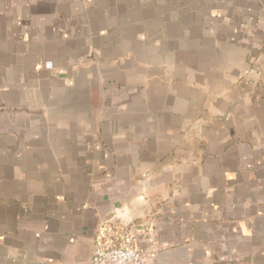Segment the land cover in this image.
<instances>
[{
	"label": "crops",
	"instance_id": "obj_1",
	"mask_svg": "<svg viewBox=\"0 0 264 264\" xmlns=\"http://www.w3.org/2000/svg\"><path fill=\"white\" fill-rule=\"evenodd\" d=\"M104 221L264 264V0H0V264H90Z\"/></svg>",
	"mask_w": 264,
	"mask_h": 264
},
{
	"label": "built area",
	"instance_id": "obj_2",
	"mask_svg": "<svg viewBox=\"0 0 264 264\" xmlns=\"http://www.w3.org/2000/svg\"><path fill=\"white\" fill-rule=\"evenodd\" d=\"M108 224L98 225L90 264H145L143 253L131 243L130 232L120 227L110 229Z\"/></svg>",
	"mask_w": 264,
	"mask_h": 264
},
{
	"label": "water",
	"instance_id": "obj_3",
	"mask_svg": "<svg viewBox=\"0 0 264 264\" xmlns=\"http://www.w3.org/2000/svg\"><path fill=\"white\" fill-rule=\"evenodd\" d=\"M94 248H95V241L93 243L92 256H93ZM92 256H91V258H92Z\"/></svg>",
	"mask_w": 264,
	"mask_h": 264
}]
</instances>
